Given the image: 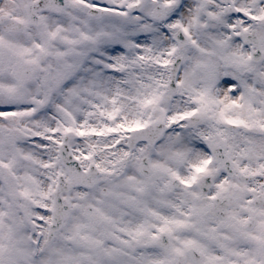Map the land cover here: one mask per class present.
<instances>
[{
	"label": "snow or ice",
	"instance_id": "1",
	"mask_svg": "<svg viewBox=\"0 0 264 264\" xmlns=\"http://www.w3.org/2000/svg\"><path fill=\"white\" fill-rule=\"evenodd\" d=\"M0 264H264V0H0Z\"/></svg>",
	"mask_w": 264,
	"mask_h": 264
}]
</instances>
